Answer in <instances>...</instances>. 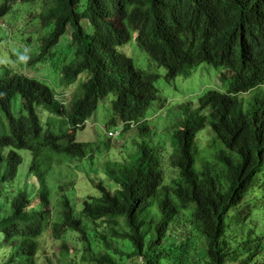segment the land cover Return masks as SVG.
<instances>
[{"label": "trees", "instance_id": "1", "mask_svg": "<svg viewBox=\"0 0 264 264\" xmlns=\"http://www.w3.org/2000/svg\"><path fill=\"white\" fill-rule=\"evenodd\" d=\"M80 1L48 0L39 19L50 30L28 60L45 58L71 27L73 58L59 68L60 82L68 87L79 75L85 73L86 78L66 108L41 81L0 78V148L5 149L1 181L14 182L22 164L19 151L26 150L27 173L38 183L33 195L17 188L8 199L9 214L0 220V231L10 249L0 264H36L37 237L46 227L53 239L71 230L86 240V225L73 216L63 193L61 215L50 217L44 175L64 157L78 161L89 156L87 144L68 141L67 133L82 127L92 102L110 93L113 113L124 129L138 123L141 139L128 159L106 163L105 174L116 188L97 182L98 195L82 202L81 217L107 226L104 231L94 229L105 251H93L86 240L81 260L115 264L110 251L122 252L113 246L116 242L121 247L126 243L127 254L142 258L140 264H161L162 250L172 264H183L191 235L178 238L168 231L178 213L191 208L189 227L202 234L206 244L202 260L237 262L240 254L225 239L226 226L240 216L246 197H260L264 190V0H85L78 10ZM15 2L4 0L0 15ZM82 19L91 33L85 32ZM129 29L149 58L165 69V78L187 75L204 62L222 68L219 80L226 84L224 90L205 91L195 107L180 105L185 117L171 133L173 172L168 182L159 150L144 139L149 135L146 121H140L157 98V74L143 72L116 49L130 39ZM246 92L250 97L240 96ZM16 98L21 99L18 115L12 109ZM38 109L49 114L44 123ZM205 127L213 135L201 146L197 135ZM61 248L66 251V246Z\"/></svg>", "mask_w": 264, "mask_h": 264}, {"label": "rangeland", "instance_id": "2", "mask_svg": "<svg viewBox=\"0 0 264 264\" xmlns=\"http://www.w3.org/2000/svg\"><path fill=\"white\" fill-rule=\"evenodd\" d=\"M3 2L4 0H0V4ZM47 3L48 0L27 2L16 0L11 9L0 16V78L21 80L24 77H30L45 83L53 91H67L70 100L72 93L78 91L79 83L86 78V74L83 73L68 87H64L60 82L59 68L73 58V46L69 34L70 26L61 35L58 42L50 48L45 58L35 62L28 61L38 51L40 38L47 35L50 30L49 25L41 26L39 20V14L47 6ZM84 4L85 0H81L78 10H82ZM81 25L86 33H91V27L85 19L81 20ZM129 33L130 39L125 44L117 46L116 49L130 57L134 66L143 72L157 74L153 83L157 90V98L151 101L143 115L149 135L143 137L147 142H150L151 146L159 150L168 182L167 178L173 172L169 159L173 153L170 144L172 142L171 133L176 124L185 117L184 112L180 110V105L190 103L191 107H195L197 98L205 91L209 89L224 90L226 84L221 85L219 80L222 68L204 62L192 67L187 75L165 78V69L155 64L149 58L146 50L136 42L135 31L129 29ZM258 89L260 87L253 89L252 93ZM250 95L249 92L240 94L243 98L250 97ZM111 99L112 94L110 93L103 99L93 101L90 105V116L84 125L80 128L70 129L67 133L68 141H81L87 144L89 149L86 155L89 154V156L78 161L64 157V162L53 164L44 175L49 188L50 203L47 208L50 217L55 220L61 215L63 207L60 195L63 193L69 199L73 216L80 218L86 225V240L91 242L92 250L100 253H103L105 248L94 229L104 231L107 225L99 220L89 223L81 217L82 202L88 195H98L95 188L97 182H101L112 190L116 188V184L105 174L106 163L128 159L132 152H135V141L139 142L141 139L137 125L134 123L115 137L108 135L109 131L120 130L124 125L113 113L110 105ZM20 101V98H16L13 102L12 109L16 115L21 113ZM38 113L44 123L49 114L40 109H38ZM51 117L59 119L53 115ZM212 135L207 127L200 131L197 135L200 145H205ZM19 154L22 156L20 174L11 185H7L1 181L5 166V149L0 148V220L9 214L8 199L15 194L17 188L33 195L34 188L38 187V183L29 173H26L30 162L29 152L20 150ZM259 192L261 193L260 197L245 198L239 207L240 216L234 223H228L226 226L225 239L230 242L232 249L237 247L240 254L237 262H229V264H264V190ZM190 219L191 208L181 210L177 215L176 224L168 233L171 232L178 238L191 235L187 260L183 264H206V261L202 260L205 258V240L198 231L190 229ZM37 240L36 264H95L90 260H81L86 240L82 239L78 232L64 230L61 237L53 239L49 228L46 227ZM63 246H66V251L62 250ZM113 246L122 249V252L110 251L115 264H140L142 258L127 254L129 249L126 243L121 247L119 243L115 242ZM9 249L10 245L4 240L0 231V261L3 253ZM165 253L166 250H162L161 264H172Z\"/></svg>", "mask_w": 264, "mask_h": 264}, {"label": "clouds", "instance_id": "3", "mask_svg": "<svg viewBox=\"0 0 264 264\" xmlns=\"http://www.w3.org/2000/svg\"><path fill=\"white\" fill-rule=\"evenodd\" d=\"M0 16H2V15H0ZM40 20V19H39ZM50 50V49H49ZM49 52V51H48ZM53 93H54V95H53V98H54V100L55 101H57V103L60 105V106H62V107H64V108H66L68 105H69V102H68V100H69V94H68V92L67 91H62V90H54L53 91ZM71 99V98H70ZM120 119V118H119ZM87 120V119H86ZM85 120V121H86ZM144 119H143V117L140 119V121H143ZM85 121H84V123H85ZM84 123H83V125H84ZM131 124H133V122H131L130 123V125ZM134 124H138V123H134ZM129 125V126H130ZM123 129H124V125H123V127H121L120 128V130H115V131H109L108 132V135L110 136V137H115V136H117V134L119 133V132H121V131H123ZM22 157V156H21ZM4 163H5V155H4ZM4 168H5V166H4ZM20 169V168H19ZM26 173H27V171H26Z\"/></svg>", "mask_w": 264, "mask_h": 264}]
</instances>
